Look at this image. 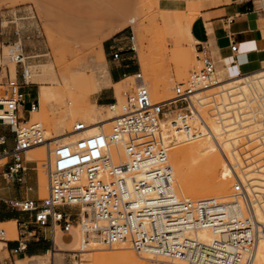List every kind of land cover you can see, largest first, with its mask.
Returning <instances> with one entry per match:
<instances>
[{
  "label": "built area",
  "instance_id": "built-area-1",
  "mask_svg": "<svg viewBox=\"0 0 264 264\" xmlns=\"http://www.w3.org/2000/svg\"><path fill=\"white\" fill-rule=\"evenodd\" d=\"M130 38L133 42V36ZM197 45L196 65L185 81L173 85L174 97L170 102L153 103L142 73L137 70L123 77L131 76L133 82L122 91V112L109 132L99 130L68 144L51 147L42 123L29 121L39 102L34 96L28 107L23 108V86L14 83L5 93L0 92V126L8 127L13 136V145L7 149L2 147L5 137L0 135V157L8 159L3 176L19 181L26 169V151L38 145H45L47 150L46 195L37 200L0 198V210L5 206L29 215L27 221L16 220L21 233L10 253L24 252L28 239L38 238V232L45 228L50 230L48 250L55 251V230L67 233L80 225L86 236H93L100 244L106 247L126 244L138 256H166L182 264H252L263 224L243 219L232 211L237 203L233 200L240 198L244 211L250 212L243 183L234 181L229 201L214 197L186 198L174 186L169 149L160 139V121L168 118H172L171 127L187 138L202 134L201 130L191 131L193 122H201L203 130H208L196 108L201 98L193 96L216 84L215 60L205 44ZM130 49L134 50L133 45ZM230 50L236 54L237 44L233 42ZM121 52L115 49L112 59H120ZM23 60L18 53L15 61ZM21 77L25 83V70ZM209 100V112L213 113L214 96H209ZM253 101L264 111V92L255 95ZM169 104H175V109L168 107ZM170 111L174 112L170 114ZM86 128L84 122H77L73 130ZM117 142L124 145V158L117 157L115 163L109 152ZM84 206L91 208L90 219L86 221L81 215ZM202 229L217 234V238L202 239L198 235ZM8 242L5 230L0 228V243H5L7 250ZM81 254V251L69 252L61 263H55L52 256L50 264H81Z\"/></svg>",
  "mask_w": 264,
  "mask_h": 264
},
{
  "label": "rangeland",
  "instance_id": "rangeland-1",
  "mask_svg": "<svg viewBox=\"0 0 264 264\" xmlns=\"http://www.w3.org/2000/svg\"><path fill=\"white\" fill-rule=\"evenodd\" d=\"M254 2L256 6L261 2V7L264 9V0H254ZM261 7L257 9L264 27V13ZM164 8H167L165 1L158 0H0V92L5 93L14 83L23 86L25 93L23 108L26 109L34 96L38 98V88L41 85H49L53 92L52 101L46 103L42 109L39 105V110L31 113L30 116V121L42 123L47 139L67 132L73 128L74 122L82 120L75 117L73 114L75 110L92 109L97 119H105L117 112H122L124 102L122 91L128 88L133 80L127 78L117 85L108 82L106 70L108 51L104 48V52L103 46L106 39L117 42L116 36L128 30L131 33L130 37L134 38L133 42L130 38V46L133 45L134 50L128 49L133 56L129 60L134 62L137 70L142 73L152 102L170 100L173 97V85L176 82L185 81L188 72L196 65V52L194 45L193 47L188 44L176 45L175 35L180 33L181 29L170 30L164 26L163 14L168 12ZM170 12L179 16L181 10L174 9ZM130 18L135 19L131 22ZM117 24H122L124 27L103 40L104 35L100 33V29L104 27V30H107ZM99 40L102 41L101 45ZM14 46L18 49L15 53H21L24 57L22 63L13 61L9 55L8 49ZM117 46L109 51L113 52ZM178 47L182 48H179L178 53H174ZM124 48L126 47L121 49V54L124 53ZM137 50L140 58H143L141 64ZM217 61L215 60L217 78L221 81H229L228 83L241 84L246 88V94L253 93L251 81L264 76V65L257 67L252 64L231 69L228 64L224 68L220 67ZM26 67L32 72L29 83H24L21 77ZM102 95L113 96L114 99L110 103L117 99L114 102L117 111L109 109L108 106L103 108L99 105L101 101L97 98ZM167 106L175 109V104ZM204 118L208 127L212 129L215 122ZM255 118L262 120V116ZM171 120L172 118L164 119V128L171 127ZM111 126L112 124L104 126L103 129L109 132ZM202 126L199 122L191 124L192 132L198 129L202 131L201 135L193 138L184 137L179 129L171 127L174 142L169 148L168 159L177 183V190L188 199L214 197L221 201L226 200L232 192L231 187L235 177L227 169L226 160L213 141L212 134L209 132L211 137H207L206 130H203ZM216 126L217 129H213L214 135L220 145L225 142L231 145L238 141L241 156H245L244 158L248 156L246 162L251 160L254 169L264 172V151L261 152L262 149L259 148L258 153H253L256 143H249L242 137L233 138L240 135L243 130H232L227 126L222 128L223 125L220 127L218 124ZM256 131L260 129H255L254 132ZM0 135L5 137V144L2 147L11 148L13 145L11 130L0 126ZM165 137L166 132H163L160 139L163 141ZM66 141L72 142V139L69 138ZM208 141L213 143L210 149H206ZM50 146L53 147L54 143ZM123 147L122 142H117L114 147L115 163L118 162L117 157L124 158ZM31 149L40 156H36L35 159H37L34 161L24 163L26 169L21 172L19 181L3 176L6 172L4 163L8 159L0 157V198L3 200L14 197L37 200L46 195V146L39 145ZM239 173L241 175V172ZM16 212L20 214L19 221L29 220L28 214ZM243 213L245 215L244 211ZM0 228L5 230L8 239H12L9 242L20 237L21 229L16 226V223L0 224ZM46 231L49 234L50 230ZM208 231L210 230L207 229ZM74 232L66 234L56 229L58 242L63 248L71 249L73 242H79L78 233ZM102 247L104 249L98 246L85 247L87 252H81V264H95L100 258H108L112 253L121 250L133 257L134 264L155 263L139 260L138 255L128 248ZM92 248L96 250H88ZM69 252L73 251L56 252L53 255L54 262L61 263L66 260L68 258L66 254ZM45 253L29 259V256L10 253L5 248V244L0 243V264H15L18 259L24 264H50L51 252Z\"/></svg>",
  "mask_w": 264,
  "mask_h": 264
},
{
  "label": "bare ground",
  "instance_id": "bare-ground-1",
  "mask_svg": "<svg viewBox=\"0 0 264 264\" xmlns=\"http://www.w3.org/2000/svg\"><path fill=\"white\" fill-rule=\"evenodd\" d=\"M171 14L172 13L168 11V12H165L163 16L169 18ZM134 19L132 18L131 21L133 22ZM16 49H17V46H14L8 49V52L10 53L9 55L13 61L16 59V55L18 54V53H15ZM31 76H32V72H30L29 68L26 67L25 83H29V79L31 78ZM216 79H217L216 84L212 85L211 87L205 88L203 90L197 91L196 95H194L193 97L201 98L200 99L201 101L197 105L196 108L199 111L202 121L207 125L205 118H204L206 117V119H210L211 121L215 122L212 126V129L208 127L209 131L208 130L205 131L207 133L206 134L207 137H211L210 133L212 134L213 141L217 144L221 154L226 160L227 169L230 170V172L234 175L235 180L243 183L244 188L248 192L250 212L246 213L243 210L244 203L242 202L240 198H235V200H233V201H236L237 203L233 207L232 211L234 212L235 215L240 216L243 219L248 218L252 220L254 223L263 224L262 229L259 232V235L256 241L252 264H264V172L262 173L261 171L254 169L252 167L253 162H251L249 158L248 160L250 161V163H248L249 161L246 162L247 161L246 159L248 156H246V158H244L245 156H241L242 152L238 148V144H239L238 141L231 145L227 142L222 143V145H220L219 141H217V138L214 135V130H213V129L215 130L217 129L216 124H218L220 127L223 125L222 128H225L227 126L231 128L232 130L241 129L243 130L242 133L238 136L233 137L234 139H238L239 137H242L243 139L247 140L250 143L252 142L256 143V146L253 149V153H258L260 150L259 148L262 149L261 152L264 151V111L256 107L257 105L253 101L255 95L261 92H264V76L259 77V78H254L251 81L252 87H253V93H249V94H246V88L243 87L239 83H228L229 81H221L219 80V78H217V76H216ZM225 86H229V87L225 88ZM216 89H219V90H216ZM212 90H216V91L210 92ZM209 96H214V100H215L213 113L209 112L210 107L207 104L210 101ZM173 97L166 102H170L173 99ZM52 98H53V92L51 91L49 85H41L40 92H39V101H38L40 104V108L41 109L44 108V105L46 103L51 102ZM163 101H157L153 103L158 104ZM101 107L104 108L105 106H101ZM108 107L111 110L116 109L117 111L116 104L108 105ZM38 110L39 108L32 111L31 113L36 112ZM31 113H30V116H31ZM73 114L75 115V117L82 119L80 121L85 123V125L87 126L86 130L74 131L72 128V129H69L67 132H62L58 135L50 136L48 137L49 144H52V143L68 144V143L74 142L77 138L93 134L99 130L105 131V129H103L104 126H109L110 124H113V121L115 120L117 116L121 114V112H117L114 115L108 118H105V119L95 118L93 115L92 109L91 110H77V111L75 110ZM257 116H262V120H258L257 118H255ZM163 121L164 120L160 121V124H161L160 136H163V132H166V137L162 142L166 146H168V149H169L170 147H172L171 144H173L174 142V138L172 135V128L170 126H166V128H164ZM76 123L77 122H74V125ZM199 123L201 124V122ZM255 129H260V131L254 132ZM198 130H201V129H198ZM69 138L72 139V142L66 141ZM212 144H213L212 141H208L206 143V149L212 148ZM25 155H26V160L28 161H32V160L34 161L36 156H40L38 153H36L34 149H31V148L26 151ZM109 155L111 158H113V160H115L116 154H115V148L113 146L110 147ZM45 156H46V152H45ZM239 172H241V175ZM174 181H175L174 186L177 189L176 180L174 179ZM232 195L233 194L230 193L228 198L222 201L231 200ZM90 209L91 208L88 206H84L82 208L81 215H82L83 221L90 219V216H91ZM242 210L245 212V215ZM9 224H13V222ZM71 231L73 232L76 231L78 233L77 239L79 238L80 243L73 242V248L71 249L63 248L59 244L58 239L55 241V237H56V230H55L54 242L56 245V249L55 251L48 250L46 253L51 252L50 254L51 256H53L56 251L57 252L81 251L82 253H86L87 251L85 247L87 246H98V247H101V249H104V247L102 246H105V245L97 242L96 238H94L93 236H86L80 230V225L74 226L66 234L70 233ZM209 232L210 231L207 232V229H202L201 231L198 232V235L204 240H211L213 238H217V234H214L213 232H210L209 234ZM5 238L8 240L6 235H5ZM118 247H124L125 249L126 248L130 249L126 244H119L113 247L105 246V248H109V249H115ZM88 250L93 251L96 249L92 248ZM147 255L149 256L141 255V256H138V258L139 260L141 261L143 260L144 262L153 261L155 262L154 264L156 263L182 264L179 261L170 260L166 256H152L151 254H147ZM119 263L120 264H134L135 262H134L133 257L129 256L126 251L124 252V250L112 253L108 258H100L97 262H95V264H119Z\"/></svg>",
  "mask_w": 264,
  "mask_h": 264
},
{
  "label": "crops",
  "instance_id": "crops-1",
  "mask_svg": "<svg viewBox=\"0 0 264 264\" xmlns=\"http://www.w3.org/2000/svg\"><path fill=\"white\" fill-rule=\"evenodd\" d=\"M158 1H165L167 8L164 9L168 11L173 12L174 9L181 10L179 16H176L173 12L169 18L163 17V24L167 29H181V32L175 35L176 45L184 46L188 44L192 47L194 45V48L197 50L199 48L197 43L205 44L210 55L214 60H218L217 62L220 67L223 68L227 64L231 69H235L237 66L243 67L252 64L257 65V67L264 65V27L257 9V7H261V2L256 6L255 2L251 0ZM123 27L122 24H117L107 30H104L103 27L100 29V33L104 35L103 40L117 33ZM130 35L131 33L126 30L116 36L117 42L110 39L104 41L105 46H103V50L106 48L108 51V57H106L107 79L112 85L121 83L125 80L123 79L124 76L131 75L137 71L136 64L129 60L133 57L131 56V52H128L131 44ZM98 42L99 45H101L102 41L99 40ZM233 42L238 46L236 54H233L230 50V46ZM117 44H120V46H117ZM114 46H117V49L126 47L124 48V53L120 55L119 60L112 59V52L109 51V49ZM179 48L182 47H178L174 53H178ZM102 56L104 57V54ZM138 59L141 64L143 58H140L139 52ZM127 78H131V76ZM38 83L40 84L39 81ZM39 92L40 87L38 88V101ZM97 99L101 101V104H99L100 106L114 104V102L110 103L114 99V97L110 95H102ZM163 102H165V100ZM19 217L20 214L14 210H9L5 206L0 210V224L9 225L11 222L16 223ZM15 230L17 232V228H15ZM46 230V228L41 229L38 232V238H29L26 250L18 255L29 256L28 258L31 259L38 257L39 254L50 249V235ZM57 239L56 236L55 241ZM16 245L15 241L9 242L8 250L14 248ZM20 261L22 260L18 259L15 262L24 264Z\"/></svg>",
  "mask_w": 264,
  "mask_h": 264
}]
</instances>
